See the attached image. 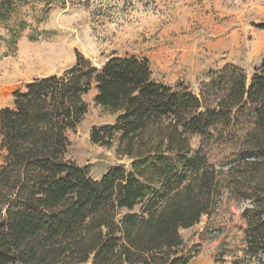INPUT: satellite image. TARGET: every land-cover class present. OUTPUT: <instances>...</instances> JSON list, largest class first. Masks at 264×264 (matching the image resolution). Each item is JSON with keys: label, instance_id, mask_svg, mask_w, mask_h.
Returning <instances> with one entry per match:
<instances>
[{"label": "trees", "instance_id": "1", "mask_svg": "<svg viewBox=\"0 0 264 264\" xmlns=\"http://www.w3.org/2000/svg\"><path fill=\"white\" fill-rule=\"evenodd\" d=\"M92 81L116 119L91 142L130 161L99 179L68 159ZM0 148V264H188L181 231L203 218L221 257L264 264V60L250 83L227 65L195 95L156 83L147 59L77 54L0 108Z\"/></svg>", "mask_w": 264, "mask_h": 264}, {"label": "rangeland", "instance_id": "2", "mask_svg": "<svg viewBox=\"0 0 264 264\" xmlns=\"http://www.w3.org/2000/svg\"><path fill=\"white\" fill-rule=\"evenodd\" d=\"M260 24L264 0H0V106L13 104L18 86L62 75L76 64L77 54L97 69L114 57L147 59L156 83L195 95L210 72L227 65L243 70L250 83L264 60ZM96 93L92 81L84 97L87 114L69 133L68 159L99 179L112 168H129L130 161L118 157L115 147L91 142L94 127L116 119L95 104ZM191 145L197 149L200 139L193 137ZM5 155L0 148V167ZM206 226L203 218L181 231L183 251L193 256L188 264H235L219 255L222 237Z\"/></svg>", "mask_w": 264, "mask_h": 264}, {"label": "crops", "instance_id": "3", "mask_svg": "<svg viewBox=\"0 0 264 264\" xmlns=\"http://www.w3.org/2000/svg\"><path fill=\"white\" fill-rule=\"evenodd\" d=\"M32 82V81H31ZM28 83H30V81L29 82H26V84H28ZM0 85H2V84H0ZM21 86V85H20ZM20 86H18L17 88H15V90H18L19 88H20ZM1 87V86H0ZM14 90V91H15ZM12 102L10 103V104H8V105H5V106H0V108H4V107H12Z\"/></svg>", "mask_w": 264, "mask_h": 264}]
</instances>
